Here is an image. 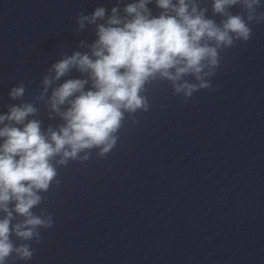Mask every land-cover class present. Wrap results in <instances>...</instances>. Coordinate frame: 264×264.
I'll use <instances>...</instances> for the list:
<instances>
[{
	"label": "clouds",
	"instance_id": "1",
	"mask_svg": "<svg viewBox=\"0 0 264 264\" xmlns=\"http://www.w3.org/2000/svg\"><path fill=\"white\" fill-rule=\"evenodd\" d=\"M262 9V0H116L79 12L74 33L90 28L95 39L62 51L31 100L25 83L13 86L8 98L19 102L0 112V264H27L54 226L42 205L60 168L107 157L125 122L150 110V86L167 84L183 103L212 89L221 52L252 39ZM40 106L58 122L45 125Z\"/></svg>",
	"mask_w": 264,
	"mask_h": 264
}]
</instances>
